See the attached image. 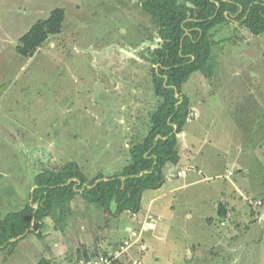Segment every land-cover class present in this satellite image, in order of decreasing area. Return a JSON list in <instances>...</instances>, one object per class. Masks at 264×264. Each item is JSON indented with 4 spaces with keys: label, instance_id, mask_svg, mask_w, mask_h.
<instances>
[{
    "label": "rangeland",
    "instance_id": "1",
    "mask_svg": "<svg viewBox=\"0 0 264 264\" xmlns=\"http://www.w3.org/2000/svg\"><path fill=\"white\" fill-rule=\"evenodd\" d=\"M143 1L0 0V220L30 202L39 172L74 161L90 178L111 176L127 164L129 144L147 135L159 100L142 56L158 41ZM56 8L66 14L61 33L32 57L19 56L20 38ZM214 34L213 77L194 73L182 90L199 113L194 152L216 165L207 174L212 184L234 182V213L212 225L198 217V207L192 219L178 214L167 238H147V264H264V142L254 135L261 120L264 132V34L232 22ZM239 118L250 137L236 144L223 131L231 127L227 120ZM228 134L241 139L239 132ZM225 169L231 177L219 179ZM130 215L117 222L135 228ZM105 216L77 195L60 227L48 218L39 233L17 241L11 255V247H0V264H76L84 243L97 248L96 241L111 240L104 234L112 217ZM91 220L95 229L87 225Z\"/></svg>",
    "mask_w": 264,
    "mask_h": 264
},
{
    "label": "trees",
    "instance_id": "2",
    "mask_svg": "<svg viewBox=\"0 0 264 264\" xmlns=\"http://www.w3.org/2000/svg\"><path fill=\"white\" fill-rule=\"evenodd\" d=\"M141 7L154 25L152 40L158 41L148 48V55L142 56L152 67L154 94L159 100L150 114L147 135L129 144L127 164L111 176L99 173L90 179L74 161L39 172L31 203L0 220V247H11L10 255L17 245L10 240L32 228L34 215L35 225L28 234L39 233L48 218L58 228L67 220L69 205L77 195L104 209L108 216L140 213L143 194L160 188L164 169L180 161L178 135L191 114V101L182 87L194 73L213 77L215 67L210 61L217 44L214 30L232 22L254 36L264 34V0H144ZM65 19L63 9L52 10L47 19L38 20L20 38L16 53L32 57L50 36L61 33ZM218 218H228L223 205L219 206ZM83 255L81 259L89 261L97 254ZM38 264L51 263L42 259ZM114 264L123 262L117 260Z\"/></svg>",
    "mask_w": 264,
    "mask_h": 264
},
{
    "label": "crops",
    "instance_id": "3",
    "mask_svg": "<svg viewBox=\"0 0 264 264\" xmlns=\"http://www.w3.org/2000/svg\"><path fill=\"white\" fill-rule=\"evenodd\" d=\"M194 108L195 106H193L191 103L190 118L188 119L184 131L178 135V149L180 152V161L178 165L169 166L164 169L163 173L165 179L163 185L160 188L156 190H148L143 194L141 212L136 214L135 217L133 216L134 214L130 215L132 224L133 226H135V228L131 226L122 227L121 224L117 222V218L119 216H109L108 218L105 216L107 220L112 217L111 219L113 223L111 224V222H108L106 224L107 231L110 230V233H107L106 231L104 234V236L108 234V237L110 235L111 240L108 239L107 241V239H105L104 237L102 242L96 241L95 243L97 244L95 245L97 248L92 245L94 244V242H91L90 240L87 242V244H83L87 245V247L84 248L83 253H96L97 255L110 253L115 254L118 252L120 244L129 236L130 230L140 229L143 226L144 232L142 235V242L144 244L147 245V238H167L170 233L171 225L178 218V214L181 220H184V218L192 219V211H194L196 207H198L196 213L198 217L202 221L206 220L211 225L215 222V219L218 218V211L220 205L226 207L228 216L229 214L234 213L233 200L235 199H233V195L238 193L234 187V182L228 180L230 183L228 187L226 186V183L222 184L221 182H215L212 184V182H210L212 176H207V174L216 171L212 169V167L216 165L212 164L213 166L209 167L210 164L207 159L199 157L200 151L198 153L194 152L196 146L198 145V136L196 134L198 131H194L195 127H193V125L199 117V113ZM262 122L263 120H261L256 125V128L254 129V135H260L257 136L258 139L261 142H264ZM225 124H227V126H231L229 128H224L223 132L225 137H229L230 140L232 142H235L236 144H239L238 140H243L244 142L248 141L244 140L250 137L247 132L248 130H245L246 123L244 120H241V118H239V120H235L234 122L227 120ZM240 124H242V127L240 126ZM231 131L239 132L241 139L236 138V136H233L232 134L231 135L233 138H231V135L228 134ZM223 132L220 133L219 131L217 135H222ZM261 163H263L264 165V161H262ZM225 168L227 169V167ZM241 168L243 167L241 166ZM226 169L222 170L221 173L217 175L219 179L223 176H226V173L231 172L227 171ZM181 171H186V174L179 176L178 173ZM241 172H243L242 169ZM94 176H91V178H93ZM87 177L90 178V176ZM228 177L231 176L227 174V178ZM233 189L235 191H233ZM33 190L34 188L32 189V192ZM213 192L215 195L213 194ZM241 198L242 197L240 195L239 199ZM31 201L32 199L29 203H31ZM237 210H240V208H237ZM97 217H95L94 219H96ZM167 217L169 219H167ZM166 222H168L169 225ZM87 225L95 229V224H93L92 220L88 222ZM104 243L108 245L106 251L98 246ZM148 251L149 247L147 252ZM147 252H141L140 248L135 245L130 248L126 253L122 254L118 258V260L122 261L123 264H130L132 260H137L138 264H147V261L142 260V258L145 257ZM83 256L84 255H82V257ZM83 261L84 260L79 257L77 259L76 264H80Z\"/></svg>",
    "mask_w": 264,
    "mask_h": 264
},
{
    "label": "built area",
    "instance_id": "4",
    "mask_svg": "<svg viewBox=\"0 0 264 264\" xmlns=\"http://www.w3.org/2000/svg\"><path fill=\"white\" fill-rule=\"evenodd\" d=\"M179 176L185 175V171H181L178 173ZM229 175H231V172H229ZM263 203L261 201L257 202L255 204V207L262 206ZM134 217L136 214L133 215ZM144 226L140 229H133L130 230L129 236L120 244L118 248V252L115 254H98L89 261H83L80 264H114L115 261L118 260V258L126 253L130 248L137 245L140 248L141 252H147L148 246L144 244L142 241V235L144 232ZM130 264H138L137 260H132Z\"/></svg>",
    "mask_w": 264,
    "mask_h": 264
},
{
    "label": "water",
    "instance_id": "5",
    "mask_svg": "<svg viewBox=\"0 0 264 264\" xmlns=\"http://www.w3.org/2000/svg\"><path fill=\"white\" fill-rule=\"evenodd\" d=\"M175 91H176V94H177V92H178V90L177 89H175ZM177 131V128H175V132ZM72 180H70V182H71ZM69 182V183H70ZM87 187V185H84V188H83V190H85V188ZM36 207V209H38V204H36L35 205ZM35 215L33 216V224H32V228H30V229H28L27 231H26V233L24 234V235H22V236H19V237H17V238H13L12 240H10V243H12V242H17V241H19V240H21L24 236H26L32 229H33V227H34V225H35Z\"/></svg>",
    "mask_w": 264,
    "mask_h": 264
}]
</instances>
